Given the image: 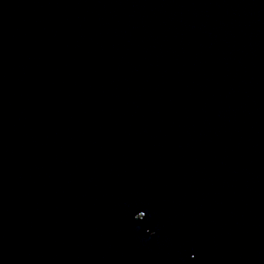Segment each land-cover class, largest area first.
<instances>
[{
    "label": "water",
    "instance_id": "obj_1",
    "mask_svg": "<svg viewBox=\"0 0 264 264\" xmlns=\"http://www.w3.org/2000/svg\"><path fill=\"white\" fill-rule=\"evenodd\" d=\"M0 264H264V0H0Z\"/></svg>",
    "mask_w": 264,
    "mask_h": 264
}]
</instances>
